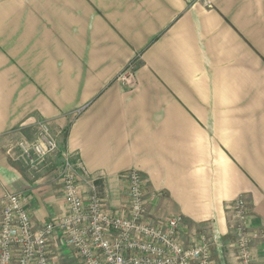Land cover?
<instances>
[{
  "label": "crops",
  "instance_id": "0c3cea01",
  "mask_svg": "<svg viewBox=\"0 0 264 264\" xmlns=\"http://www.w3.org/2000/svg\"><path fill=\"white\" fill-rule=\"evenodd\" d=\"M38 119L58 150L31 168L7 149ZM66 153L112 213L140 171L149 219L182 215L186 244L207 231L214 264H237L228 205L244 197L264 264V0H0V194L24 192L36 226L66 214ZM49 243L52 264H74Z\"/></svg>",
  "mask_w": 264,
  "mask_h": 264
},
{
  "label": "built area",
  "instance_id": "2783aa9c",
  "mask_svg": "<svg viewBox=\"0 0 264 264\" xmlns=\"http://www.w3.org/2000/svg\"><path fill=\"white\" fill-rule=\"evenodd\" d=\"M134 69V62H129L119 79L131 83ZM35 128L32 140L21 138L7 149L11 152L16 147L31 168L41 167L58 150L48 120L38 119ZM84 174L81 160L66 153L59 171L66 214L42 226L32 221L24 192L0 194V264H52L49 242L54 234L82 264H214L207 231H200L186 244L181 239L182 215H171L164 222L149 219L140 171L131 169L123 174L128 194L126 215L112 213L95 190L84 196L79 189ZM228 208L236 262L254 264L251 244L263 234L249 228L250 208L244 197L238 196Z\"/></svg>",
  "mask_w": 264,
  "mask_h": 264
},
{
  "label": "rangeland",
  "instance_id": "374dc122",
  "mask_svg": "<svg viewBox=\"0 0 264 264\" xmlns=\"http://www.w3.org/2000/svg\"><path fill=\"white\" fill-rule=\"evenodd\" d=\"M75 261L73 262L74 264H82V261L79 259V258H77L76 257V255H75Z\"/></svg>",
  "mask_w": 264,
  "mask_h": 264
}]
</instances>
